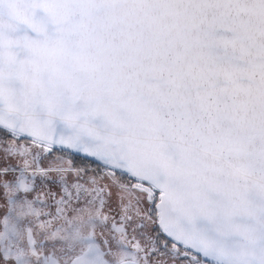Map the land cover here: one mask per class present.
I'll use <instances>...</instances> for the list:
<instances>
[{
    "label": "snow or ice",
    "instance_id": "6c2138e0",
    "mask_svg": "<svg viewBox=\"0 0 264 264\" xmlns=\"http://www.w3.org/2000/svg\"><path fill=\"white\" fill-rule=\"evenodd\" d=\"M0 264H264V0H0Z\"/></svg>",
    "mask_w": 264,
    "mask_h": 264
}]
</instances>
